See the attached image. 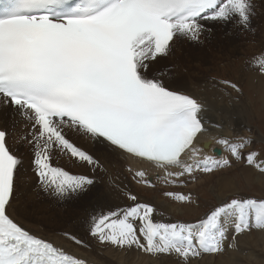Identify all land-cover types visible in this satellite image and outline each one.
<instances>
[{"label": "snow or ice", "instance_id": "1", "mask_svg": "<svg viewBox=\"0 0 264 264\" xmlns=\"http://www.w3.org/2000/svg\"><path fill=\"white\" fill-rule=\"evenodd\" d=\"M257 8V0H0V112L14 128L20 125L15 139L30 153L34 187L57 201L89 195L91 176L52 163L64 156L93 173L106 171L72 135L148 163L163 173L157 178L165 185H195L236 166L264 178V139L259 148L245 135L213 136L218 149L201 145L210 128L222 125L206 118L198 97L170 86L173 66L156 67L178 42L203 43L212 33L208 25L251 32ZM245 67L264 76V50ZM211 79L223 95L244 94L236 81ZM8 136L0 129V264H87L17 218L24 159L10 149ZM135 177L154 186L144 171ZM124 195L126 207L84 218L101 249L140 252L158 264H208L207 257L236 250L239 237L264 233V198L227 196L198 220L184 221L159 220L151 202ZM163 195L181 206L197 203L192 192Z\"/></svg>", "mask_w": 264, "mask_h": 264}, {"label": "rangeland", "instance_id": "2", "mask_svg": "<svg viewBox=\"0 0 264 264\" xmlns=\"http://www.w3.org/2000/svg\"><path fill=\"white\" fill-rule=\"evenodd\" d=\"M258 2L259 0L257 1V3ZM258 11L261 14L258 15V12H257V15H255L254 18L252 19V22H251L252 29H254L256 26H259L260 28V26L262 25V21L259 22L256 20L258 19V16H262V13H264V7L263 8L260 7ZM208 26L211 28L215 27L216 32H214L207 38H203V41H205V43L203 42V43L197 44V43H191L188 41L178 42L173 55L169 57L167 60H164L163 64L168 63V66H173L174 60H176L175 62L180 63L181 60L178 57V53H181L184 51V53L182 54V58H181L182 65H184V62L188 60L189 58V61L191 63L186 64L188 71L190 73L193 72V73L199 74V76L196 79L189 81L190 83L192 82L189 85L193 87V89H195V86L196 88H199L197 86L199 84H207L209 82L212 83L211 78L213 76L218 77V78H227V79H231L233 81L238 82L243 88V92H244L243 96L239 97V99H236V101L239 100L237 105H238L240 114L242 112V108L247 107L245 118H243L240 121H241V124L244 126V128L248 130L247 131L248 134L252 136L254 140L257 141L254 147L259 148L260 147L259 141L264 139V93H263L264 80L261 77H259L256 71L254 70L249 71L245 67V61L248 58L252 57L254 54L264 50V41H263L264 37H263V40H261L260 36L258 34L256 35L254 31L249 32L251 36L250 35L248 36L251 38H249V40L243 39V41L241 42L242 43L245 42L246 44L241 47L243 48L246 47L245 49L247 50V52L249 51L248 53L250 54L248 53L243 54L241 52L242 49H240L239 52H237L234 49V47L231 45L233 42L230 41V44H229L227 39L223 37L222 34L224 33V31H226L225 34H228V35L233 34L232 35L233 37L231 38V40L235 41L237 40L235 35L239 34L240 32H244V31L237 29L231 23L226 26L219 25V24L208 25ZM234 28L237 29V32H236V29ZM260 35L264 36L263 33H260ZM206 42L207 43L213 42L212 45L215 50V53L213 55L208 53L210 49H208ZM219 46H226V49L219 50L217 49ZM216 54L218 55L223 54L221 56L222 59L221 57L220 59L218 57L216 59L214 56ZM227 55L228 56L231 55V58L226 59ZM211 58H214L215 60L214 61L208 60ZM174 66L178 67V65L176 64H174ZM250 78H253V80H255V82L251 84L252 88L247 86V83H248L247 81ZM173 84L174 82L172 79L171 85L173 86ZM247 89H248V92L246 93ZM236 118H238L237 115H236ZM0 119L2 120V123L5 129H7L9 133L8 128H10V125H11L10 124L11 117L5 116L2 112ZM249 129L251 131H249ZM12 140H13L12 143H17L16 139H12ZM18 145H19L18 143L16 145L17 147L16 146L14 147L13 144L10 145L11 148L14 147V149H17L15 153L17 155L19 154L25 160L24 166L21 168L20 174L18 175L19 179L17 180V189H20L23 185L25 186L28 182H30V179H31L30 186L34 188V185L36 183V177L34 173L32 172V169L28 165L30 164V153L28 152L26 147L18 146ZM11 150L13 151V149ZM52 163H53V166L63 167L65 170L73 174L89 175L96 181V183L87 197L77 199V200H68V201H57L56 199L43 194L35 187V189L39 191L38 194H41L39 195V197L41 199L43 198V200L46 199L44 203L50 202V201H54L57 203L55 206L51 208L47 207L49 210L47 209L48 211L45 212L47 213V215L48 214L50 215L51 213L54 214L52 215V217L50 216L51 217L50 220L53 223L52 225H47L44 228L41 225L42 222L39 219H37L35 216H31L27 220V222L34 225L36 228L40 226L44 228V230L47 229L49 233L58 232L59 234L62 233L65 235V233H63V230L65 229L64 231H66L68 234L65 236L70 241L75 243V240L73 239V237H75V239L82 241L81 244H76V245L80 248L83 246L81 249H83L84 252L90 253L91 251L92 254L94 252V251L92 252L93 242L89 240L90 235L87 233V224L84 223V218L88 214H90L93 210L99 213L100 211L107 212L109 209H114L116 207H126L130 203V201L124 195L125 191H131L132 193L136 194L141 201L152 202L153 205L156 199H160L164 201L165 203H171V205L175 209L174 211L170 210L171 212L168 211L169 207L166 205H164L165 209H163L162 207L163 205L162 206L154 205L157 208V219L159 220L181 219L184 221H196L200 217H202L214 204H216L219 199H223L227 196L240 195L244 197H253L257 199L264 198V178H258L257 176H255L254 174H251L249 170L243 168L242 166H236L232 170L228 171L229 173L228 172L225 173L226 175H228L230 184L228 185L226 189H222V191H220L221 186L214 182L215 180L219 179V177H215L214 180H209L210 182L209 181L207 182L208 179H205L207 176H204L202 178L206 180L208 185L205 184V186H203L204 180H202L201 178V184L200 182L198 183L199 186L196 184V188L191 183L187 184L186 187L185 186H181L178 188H171L168 186L160 187L157 185V182L154 179H151L152 184L154 185L153 187H149L147 185L140 187V185L142 186L143 183L141 184L138 183L137 186L132 185L134 187L131 186L129 189L128 188L126 189V188L118 186L119 183L125 179V175H124V172H122L121 169H118L116 165L112 164L110 166L111 168L110 176L111 177H109L108 180L111 179L113 182L115 181L116 182L115 184L117 186L111 183L104 184L105 182H103L102 179L99 178L97 175H95L93 172H90V171L86 172L84 170L78 171L76 166H79V165L76 164V162L69 160L67 157L54 156ZM26 175H29V176H26ZM102 178L105 179L104 175L102 176ZM208 178L212 179L211 177H208ZM217 181H220V180H217ZM122 185L124 186V184ZM230 185H234V187H231ZM166 191L184 192V193L193 192L197 200V203L191 206H181L180 204L172 201L170 198L165 197L163 193ZM22 195H25V193L21 194V196ZM180 207L183 209H181ZM178 209H181L182 213H178L179 212ZM84 234H88L89 236L88 235L84 236ZM138 255L142 256L143 258L145 256L144 259H146L149 256L147 254L144 255L140 252H138Z\"/></svg>", "mask_w": 264, "mask_h": 264}, {"label": "bare ground", "instance_id": "3", "mask_svg": "<svg viewBox=\"0 0 264 264\" xmlns=\"http://www.w3.org/2000/svg\"><path fill=\"white\" fill-rule=\"evenodd\" d=\"M257 5H258L257 12H258V15H260L261 13L258 10L260 7L263 8L264 5H260L259 2L257 3ZM256 21H259V22L262 21V25L260 26V28H259V26H256L254 29H252V31H254L256 35L258 34L260 36L261 40H263L264 36H261L260 33L264 34V13H262V16H258V19ZM234 29H236V28H234ZM214 32H216L215 27L212 28L211 34H213ZM225 32L226 31H224L222 36L227 39L229 44H230V41L233 42L231 45L234 47V49L237 52H239L240 49H242L241 52L243 54L249 52V51L247 52V50L245 49L246 47L245 48L241 47V46H244L246 44L245 42L244 43L241 42V41H243V39L249 40V38H251L248 36V35L251 36V34L249 32L244 33L245 32L244 31V32H240L239 34L235 35V37L237 39L235 41L231 40V38L233 37L232 36L233 34L228 35V34H225ZM236 32H237V29H236ZM215 35H216V33H215ZM202 40H203V37H202ZM203 42L205 43V41H203ZM212 43L213 42L207 43L208 49H210L208 51V53H210L211 55H213L215 53V50H214ZM217 49L223 50V49H226V46H219ZM183 53H184V51L181 53H178V57L181 60L180 63L175 62L176 60H174L173 72L171 73L174 84H173V86L171 85V87H173L176 90H180V91H183V92H186V93H189V94H192V95L198 97L206 105V109H207L206 118L208 120H211L214 123H218V124L222 125V129L210 128L209 133L205 134L204 136H202L200 138V144L203 145L206 142H211L213 144V148H215L218 146L212 140L213 136H219V135H226V136L245 135V136H250L247 132L248 130H246L244 128V126L241 124V121H240L243 118H245V113H246L247 107L246 108L243 107L242 112L240 114V111H239L238 105H237L239 100L236 101V99H235L236 94L232 93V97H228L226 95H223L218 90V88H213V82L212 83L209 82L207 84H199V85H197L199 88H196V86H195V89H193V87H191L189 85L192 82L190 83L189 81L196 79L199 76V74L193 73V72H192L193 73L192 74L188 71L186 64L191 63L189 61V58H188V60L185 61L186 63L184 62V65H182V59L181 58H182ZM248 54H250V53H248ZM216 55H214L215 58L217 59V57H218L220 59V57L223 54L222 55L216 54ZM229 56L227 55L226 59L231 58V55H229ZM221 59H222V57H221ZM208 60L214 61L215 59L211 58ZM163 61H161L160 64L157 65L156 67H162V66L168 65V63L163 64ZM174 64L178 65V67L174 66ZM191 71H192V69H191ZM259 77H261L264 80V76L259 75ZM252 80H253V78H250L247 81L248 82L247 86H249L250 88H252L251 84H253V82H255V80H253V81ZM247 92H248V89H247L246 93ZM263 93H264V89H263ZM1 113L2 112H0V116H1ZM236 115L238 118H236ZM10 124H9L10 128H8L9 129L8 138L10 140V143L13 144L15 147L17 145V143H12V141H13L12 139H15L16 134L19 131L20 125H17L14 128L13 124H12V119H11ZM236 125H237V127H236ZM72 137H73V140H75V142L78 145H80L84 149L91 152L94 156H97L98 158L101 159L102 163L104 164V166L106 168V171H99L98 170L94 174L97 175L99 178H101L102 181L105 182L104 184H110L111 183V184L116 185L115 181L113 182L111 179L108 180V178L111 177L110 176L111 175L110 174V172H111L110 166L113 164V165H116L118 167V169H121L125 175V179L122 182H120L118 185L120 187L129 189L132 185L137 186L138 178L135 177V173L137 171H144L146 173L145 178L154 179L157 182V185L160 187H166V186L171 187V188L181 187L179 185H176V186L165 185L160 179L157 178L158 176H162L163 173L160 172V170L155 169L153 166L149 165L148 163H146L142 160L132 158L129 156H119L115 153H111V154L107 153V152H105V150L102 148L101 145H98V144L94 145L93 142L88 140L86 137H79L76 135H72L71 138ZM18 146H20V145H18ZM9 147L11 148L10 145H9ZM14 147H12L11 149H13V151L16 152L17 149H14ZM207 151L210 154H214L212 149H208ZM222 155H226V153L225 154L222 153ZM24 163H25V160H24ZM76 164L79 165V166H76L78 171L84 170L86 172H89V171L92 172L87 166H85V165L80 166L81 164H79V163H76ZM228 171H230V170H228ZM228 171L219 172L215 176L211 177L212 179H210L208 177H206L205 179H208L207 180V182H208L209 180H214L215 177H219V179H217V180H220V181L215 180L214 182L221 186L220 191H222V189H226L228 187V185L230 184V181L228 179V175L225 174ZM19 174H20V172L17 174V180L19 179L18 178ZM103 175H104L105 179L102 178ZM26 176H29V175H26ZM205 179L202 178V180H204L203 186H205V184H207ZM30 182H31V179H30ZM30 182H28L27 184L24 183V184H26L25 186L23 185L20 189H17V196H18L21 204L24 205V207L19 208V213H18L17 218L19 219V221L22 223V225L25 228L30 229L34 234H36L40 237H43L44 239H47L51 242H54L56 245L64 248L65 251L73 253L77 257L85 259L89 262H93L94 264H158V262L156 261L155 258L148 256L146 259H144L145 256L143 258L142 256H140L141 254L138 255V252H135V251L125 252V251H120V250L111 249V248L101 249L97 245L95 240H93L91 237H89L90 238L89 240H91L93 242L92 243V249H93L92 252L93 251L94 252H93V254L91 253L90 250H89L90 253L84 252V250L81 249L83 246L81 248L78 247L76 245L77 243H73L72 241H70L64 234H62V233L59 234L58 232L49 233L47 229L44 230V228L47 225H52V223H53V222H51L50 218L54 214L51 213L50 215L49 214L47 215V213H45L49 210L47 207L51 208V207L55 206L57 203L54 201L44 203V201H46V199L43 200V198L41 199L39 197V195H41V194H38L39 191L36 190L37 188L35 189V187L32 188L30 186L31 185ZM122 184H124V186ZM200 184H201V182H200ZM144 185L145 184H143L142 186L140 185V187H143ZM197 185H198V183H197ZM194 186L196 188V184ZM132 187H134V186H132ZM212 188H210V189H212ZM23 193H25V195L21 196V194H23ZM154 205L155 206H162L163 205L162 206L163 209H165L164 205H166L169 207V210H168L169 212L175 210L173 208V206L171 205V203H165L164 201H162L160 199H156L154 201ZM17 207H19V206H17ZM181 209H183V208H181ZM181 209H178V211H179L178 213H182ZM31 216H35L37 219H39L42 222L41 223L42 227H44V228H42L40 226H38V228H36L34 225L27 222V220ZM64 230H63V233L66 234L67 232ZM87 235L88 234H84V236H87ZM206 259L208 261V264H264V233H261L258 231H253L250 235H248V234L243 235V236L239 237V243H238V247L236 250H226V252L222 256L207 257Z\"/></svg>", "mask_w": 264, "mask_h": 264}, {"label": "water", "instance_id": "4", "mask_svg": "<svg viewBox=\"0 0 264 264\" xmlns=\"http://www.w3.org/2000/svg\"><path fill=\"white\" fill-rule=\"evenodd\" d=\"M215 148H217V149H218V147H215ZM222 153H223V151H222V150H218V151L216 152V154H217V155H222Z\"/></svg>", "mask_w": 264, "mask_h": 264}]
</instances>
